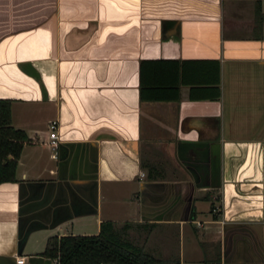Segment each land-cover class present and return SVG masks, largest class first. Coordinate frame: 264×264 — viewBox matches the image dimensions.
<instances>
[{"label":"crops","instance_id":"1","mask_svg":"<svg viewBox=\"0 0 264 264\" xmlns=\"http://www.w3.org/2000/svg\"><path fill=\"white\" fill-rule=\"evenodd\" d=\"M258 6L0 0V97L30 138L0 182V264H57L47 238L102 219L167 264H264Z\"/></svg>","mask_w":264,"mask_h":264},{"label":"trees","instance_id":"2","mask_svg":"<svg viewBox=\"0 0 264 264\" xmlns=\"http://www.w3.org/2000/svg\"><path fill=\"white\" fill-rule=\"evenodd\" d=\"M257 10L264 17L259 6ZM158 60L163 59L152 61ZM11 101L0 97V182L16 180L18 157L24 143L30 141L27 132L12 123ZM129 225L128 221L117 226L111 219H102L96 233L50 235L41 253L57 258V264H167L128 237Z\"/></svg>","mask_w":264,"mask_h":264},{"label":"built area","instance_id":"3","mask_svg":"<svg viewBox=\"0 0 264 264\" xmlns=\"http://www.w3.org/2000/svg\"><path fill=\"white\" fill-rule=\"evenodd\" d=\"M49 139L47 141L48 145L51 149V155L55 156L57 151V146L60 141L59 135V120L57 118L51 119L49 121ZM15 260L17 262H23L24 256H16ZM55 262L57 263V258H54Z\"/></svg>","mask_w":264,"mask_h":264}]
</instances>
